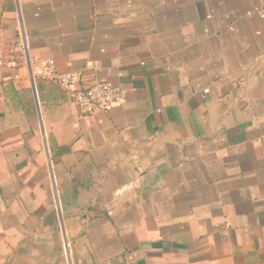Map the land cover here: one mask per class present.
Here are the masks:
<instances>
[{"label":"crops","instance_id":"obj_1","mask_svg":"<svg viewBox=\"0 0 264 264\" xmlns=\"http://www.w3.org/2000/svg\"><path fill=\"white\" fill-rule=\"evenodd\" d=\"M21 6L28 62L0 68V264H264V0ZM0 49L22 53L12 0ZM49 60L123 102L82 116Z\"/></svg>","mask_w":264,"mask_h":264},{"label":"built area","instance_id":"obj_2","mask_svg":"<svg viewBox=\"0 0 264 264\" xmlns=\"http://www.w3.org/2000/svg\"><path fill=\"white\" fill-rule=\"evenodd\" d=\"M17 9V18L19 22V46L21 56L17 58H8L0 49V68L9 67L20 70L19 61L28 62L29 44L25 29L24 18L22 15V0H12ZM256 16L264 19V6L256 12ZM41 76L48 78L63 88L67 94L68 100L73 103L82 116H92L98 111L111 112L116 106L123 102V93L115 85L106 80L84 83L81 74L68 73L58 74L56 62L49 60L44 63ZM35 84V77L31 75ZM65 259L71 261V244L68 239L64 241Z\"/></svg>","mask_w":264,"mask_h":264},{"label":"water","instance_id":"obj_3","mask_svg":"<svg viewBox=\"0 0 264 264\" xmlns=\"http://www.w3.org/2000/svg\"><path fill=\"white\" fill-rule=\"evenodd\" d=\"M32 84H33V86H34L35 94H37V93H36V89H35V84H34V83H32ZM36 97H37V96H36ZM37 104H38V108H39L40 119L42 120L41 111H40V105H39L38 100H37Z\"/></svg>","mask_w":264,"mask_h":264},{"label":"trees","instance_id":"obj_4","mask_svg":"<svg viewBox=\"0 0 264 264\" xmlns=\"http://www.w3.org/2000/svg\"><path fill=\"white\" fill-rule=\"evenodd\" d=\"M61 152L62 153H67V152H69V148H64V149L61 150Z\"/></svg>","mask_w":264,"mask_h":264},{"label":"rangeland","instance_id":"obj_5","mask_svg":"<svg viewBox=\"0 0 264 264\" xmlns=\"http://www.w3.org/2000/svg\"><path fill=\"white\" fill-rule=\"evenodd\" d=\"M29 77V76H28ZM32 101V100H31Z\"/></svg>","mask_w":264,"mask_h":264}]
</instances>
